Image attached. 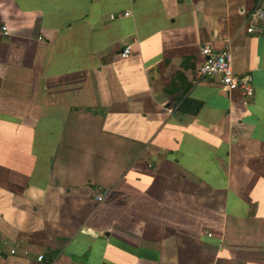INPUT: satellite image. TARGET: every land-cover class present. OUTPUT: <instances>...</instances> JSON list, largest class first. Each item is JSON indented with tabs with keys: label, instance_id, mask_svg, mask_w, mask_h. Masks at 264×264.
<instances>
[{
	"label": "crops",
	"instance_id": "0c3cea01",
	"mask_svg": "<svg viewBox=\"0 0 264 264\" xmlns=\"http://www.w3.org/2000/svg\"><path fill=\"white\" fill-rule=\"evenodd\" d=\"M256 1L0 0V264H264Z\"/></svg>",
	"mask_w": 264,
	"mask_h": 264
},
{
	"label": "built area",
	"instance_id": "2783aa9c",
	"mask_svg": "<svg viewBox=\"0 0 264 264\" xmlns=\"http://www.w3.org/2000/svg\"><path fill=\"white\" fill-rule=\"evenodd\" d=\"M246 15L245 30L250 34L264 33V5L263 0H257L253 9L243 11ZM130 12L123 13L124 16ZM114 18V15H110ZM3 30L7 33L6 26ZM131 53L130 45H127L119 53L120 57L126 58ZM202 62L198 67V74L202 77L214 79L224 91L238 90L245 99H249L254 93V85L250 74H236L231 64V51L228 45L220 51L214 50L209 44L200 48ZM108 193L107 188L97 187L93 189L92 195L97 201H102ZM210 236L211 232H207ZM42 255L38 256L41 260Z\"/></svg>",
	"mask_w": 264,
	"mask_h": 264
},
{
	"label": "trees",
	"instance_id": "16d2710c",
	"mask_svg": "<svg viewBox=\"0 0 264 264\" xmlns=\"http://www.w3.org/2000/svg\"><path fill=\"white\" fill-rule=\"evenodd\" d=\"M189 101H192V102H194L196 104V106L194 107V109L192 111L193 113H196L198 111L200 105H201V102L195 101V100H189Z\"/></svg>",
	"mask_w": 264,
	"mask_h": 264
}]
</instances>
